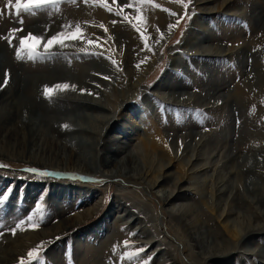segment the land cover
<instances>
[{"label": "rangeland", "instance_id": "1", "mask_svg": "<svg viewBox=\"0 0 264 264\" xmlns=\"http://www.w3.org/2000/svg\"><path fill=\"white\" fill-rule=\"evenodd\" d=\"M220 1L224 0L214 1L211 5L217 6ZM108 2L112 12L99 3L61 0L55 7L36 10L34 15L22 12L18 17L15 8L8 6V0H0V58L9 60L17 68V74L27 77L51 73L59 75L64 70L79 72L83 68H99L103 65L107 68H103L105 77H108L106 82L112 83L117 77L125 79V73L122 69L124 66L119 61L120 51L114 46L116 44H106L107 39L128 36L129 32L143 38L141 30L138 32L137 26L133 25L134 16L150 20H158L163 15L171 17L172 20L168 22L171 27L158 33L160 36L163 34L162 39H154L152 36L148 41L149 47H152L147 48L150 53L153 54L152 49L155 50L154 61L143 76L140 86L134 88L133 92L131 89L135 86L129 89L133 99L128 106L126 102L122 103L120 111H116L117 130L109 136L126 134L130 139L129 149L135 152L140 150L143 139L150 142L166 139L165 145L151 154L157 162V154L170 148L171 157H174L169 161L171 178L162 187L174 190V179L182 177V185L189 187L190 193L188 199L179 203L189 202L200 206L198 216L202 221L221 232L226 240L236 243L233 246L236 253L228 261L231 264H264V229L256 236L238 243L225 227L241 221V214L246 213V207L233 203V213L224 218L228 209L226 199L237 191H233V194L232 189L227 191L215 211L208 208V205L216 203L213 197L215 182L229 177L230 171L234 172L231 176L234 185L240 179L253 178L248 172L239 175L235 172L242 168L246 172L247 165L244 166V162L252 155L259 154L260 151L256 149L261 146L260 139L264 146V91L261 92L262 88L255 89L258 74L264 76V0H231L224 3L215 14L207 15L198 9V0H190V3L189 0H183V3L178 0H152L151 3L147 0L143 3L139 0ZM126 3L132 6L124 8ZM118 10L121 15H117ZM21 19L23 24L19 22ZM78 19L84 20L88 28L89 37L81 39V46L87 47L80 48L79 51H55L54 46L52 54L35 60L17 57L21 36H26L29 32L43 37L55 35L59 30L65 29L63 25L70 24L72 28L73 22ZM11 29H23L22 32L12 34L15 36L12 45L3 39L10 35ZM86 40L93 43L84 42ZM45 42H40L38 51H44L42 47ZM128 45L130 44L125 46ZM204 48L211 52H202ZM81 49H87V52ZM197 50L202 54L194 55ZM24 55L21 52V56ZM112 61L116 63L113 64ZM262 80L264 81L263 78ZM240 86L248 93L243 94L241 90L239 92ZM113 87L115 86L110 89ZM252 87L259 95L252 94ZM213 90L216 93L211 96L209 93ZM184 94L192 98L198 94L201 99L199 102L180 101L178 95ZM256 103L260 107L254 105ZM70 106L64 107L60 115L62 118L77 119L80 114H84L85 110L80 107ZM38 113L43 114L40 108ZM67 133L63 138L76 135L70 131ZM189 134H201L205 137V146L200 148L202 158L195 161V165L204 164L213 158L211 168L192 174V167H185L184 162L191 156V152L188 155L184 153V144L190 145V149L195 144V139L186 137ZM223 164L226 165L222 166ZM112 167H102L101 172L92 176L73 170L55 171L56 169L42 168L30 162L0 158V194L8 196L7 200L0 201V241L21 233H31L34 238V241L28 242L29 246L18 249L21 251L10 262L1 264H20L22 257L25 264H92V261L95 264H140L149 257L150 264L171 262L172 257H176L179 264H195L189 256L190 251L185 248V245L189 246V241L183 230L178 228L176 220L171 223L180 232L172 229L164 204L156 196L158 192L154 194L145 185L126 182L121 177L108 178L106 175L114 170ZM32 168L40 171H28ZM156 169L147 172L148 180L154 181L158 174H164L158 167ZM44 171L52 175H43ZM200 186L204 189L205 204L196 190L201 189ZM238 194L243 197L252 195L240 191ZM88 209H93L89 216H81V219L76 220V215ZM29 216L33 218L31 222L28 221ZM68 219L71 221L67 227L59 228L58 231L55 229L47 236L41 234V230L52 228ZM21 220L25 223L12 234L11 229ZM30 223H39L37 230L31 228ZM140 225L149 234H139L137 228ZM118 232L123 236L114 238V234ZM244 235L250 237L252 233ZM134 241L149 242L130 244ZM142 246L146 247L145 253L131 260L127 258L126 253ZM33 248H38L40 254L36 259L30 260L28 252ZM259 248L262 250L260 255L257 251ZM103 251L105 253L102 255ZM109 253L113 256L107 258Z\"/></svg>", "mask_w": 264, "mask_h": 264}, {"label": "bare ground", "instance_id": "2", "mask_svg": "<svg viewBox=\"0 0 264 264\" xmlns=\"http://www.w3.org/2000/svg\"><path fill=\"white\" fill-rule=\"evenodd\" d=\"M198 1V9L207 15L215 14L216 10H220L224 3L227 4L231 0L220 1L221 3L217 6L211 5V3L217 0ZM120 10H122V7H120ZM171 20L172 18L166 15H163L158 20L141 19V17L138 19V17L134 16L133 25L141 30L143 38L140 35L129 32L128 36L107 39L106 44L114 43L116 44L114 46H117L118 51H120L119 61L124 66L122 69L123 73H125V79L117 77L112 83L106 82V72L104 69L106 70L107 68L103 65L99 68H83L79 72L64 70L59 75H52L51 73L50 75L27 77V75L17 74V68L13 67L9 60H2L0 58V158L14 159L21 163L30 162L42 168L56 169L55 171L64 172L73 170L92 176L101 172L100 168L111 165L114 167V170L106 175L108 178L117 179L121 177L126 182L145 185V188H149L154 194L158 192L156 196L164 204L165 213L171 220L170 224L172 229L177 231L179 229L183 230L186 240L189 241V246L185 245V248L190 251L189 256L195 264H231L228 259L236 253L233 248V246H236V243H231L226 240L227 238L221 232L210 228L208 222L202 221L198 216V212L201 210L200 206L189 202L179 203L180 201H185L190 193V188L182 185L183 178L177 177L174 179V190H166L162 187L171 178V170L169 168L171 165L169 161L171 162L174 157H171L170 148L162 151L161 154H157V162L152 158L153 156L151 154L156 153L155 151L158 147L165 145L166 139L156 142L143 139L141 140L140 150L135 152L129 149L130 139L126 134H119L113 137L109 136L117 130L116 122L118 118L117 116L115 117L116 111H120L123 106L122 103L124 102L128 106L129 101L133 99V96H131L132 90L140 86L143 76L154 61L153 56L155 50L152 49L154 53H150L147 48L152 47H149L148 41H150L152 36H154V39L161 38L158 34L159 31H167L171 27L168 26V22ZM77 21L75 20L73 22L74 25L70 30L63 29V31H74L75 26L79 24L84 29L82 30L85 33L83 37H89L87 33L88 28L84 23L85 21L82 19H78ZM52 35L45 36L44 41L47 42ZM84 42H88V40ZM81 43H83L81 39L74 41L69 39L66 40L65 46L56 45L54 50L72 49L79 51L78 49L87 47V45L81 46ZM127 43L130 44L128 47L125 46ZM202 52H207L208 54L211 51L208 48H204ZM197 54L202 53L197 50L194 52V55ZM131 64H134L133 67H130ZM15 66L17 65L15 64ZM258 77L255 89L256 87L262 88L260 89L262 92L264 91L262 83L264 76L258 74ZM5 79L8 81L6 85H4ZM64 83H67L69 88L55 90L51 98L44 95L45 86L54 87L56 84ZM73 85L75 86L74 89L72 87ZM110 85L115 87L111 90ZM130 88H132V92L129 91ZM239 88V92L241 90L243 94L248 93L244 87V90L241 89V86ZM253 89L252 87V94L259 95ZM215 93L213 90L209 94L213 96ZM178 97L183 102H199L201 99V96L198 94H195L193 98L187 97L185 94L184 96L178 95ZM54 105L55 108H53ZM58 105L60 107H56ZM68 105L80 107V109L85 110L84 114H80L77 119L62 118L60 115H62L64 107ZM254 105L259 106V103ZM258 106L257 108L260 107ZM38 108H40L43 114L40 115L38 113ZM52 114L54 115L52 116ZM69 131L70 133H76V135L63 138ZM186 137L195 139V144L191 146V149L190 145L184 144V153L188 155L191 152V156L184 162L185 167L190 165L192 167V174L211 168L213 166V158L211 159L210 156L208 157L210 160L206 163L195 165V161L202 158L201 156L203 154L200 148L201 146H205V137L201 134H189ZM259 141L261 146H259V149H256L258 152L260 151L259 154L252 155V157L246 159L247 161H243L244 166L247 165L246 172H244L243 168V170L240 169L235 172L238 175L239 173L248 172L251 174L250 177L253 178L240 179L234 185L231 182V176L234 175V172L230 171L229 177H224L219 182H215L213 197L216 203L208 205V208L215 211L224 200L223 198L227 191L232 189V194L233 191H237L226 199L228 209L225 211L224 218H228L233 213V206L231 207L233 203L246 207V213L241 214V221L238 220L234 224L231 223L225 226L228 228L227 231L229 234L238 243L256 236V234L264 229V182L262 180L264 179V146H262L261 139ZM225 165L223 164L222 166ZM156 167L159 168V171H164V174H158L154 181L148 180L146 176L147 172L157 170ZM186 172L188 173V171ZM165 173H168V175H165ZM193 178L196 179L195 176ZM175 190L177 191L175 192ZM196 190L203 200L204 189L201 187V189L196 188ZM239 191L241 193L248 192L252 195L245 197L242 195L239 196ZM203 204H205V199L203 200ZM92 211L93 209L82 211L76 215V220L81 219V216H89ZM175 220L178 222L179 229L171 223ZM70 221L71 219L60 221L55 226H52V228L41 230V234L47 236L54 232L55 229L67 227ZM134 221L135 219L132 222ZM137 231L141 235L149 234L143 225H140ZM244 233H252V235L247 237ZM30 234L21 233L9 239H2L3 241H0V264L10 262L19 254L22 248L29 246L28 242L34 241L32 234ZM117 236L121 238L123 234L118 232L113 237L116 238ZM147 242L149 241H134L130 244ZM120 246L122 245L120 244ZM14 247L15 249H13ZM257 251L258 255L262 254L260 248ZM104 253L105 251L102 252V255ZM111 256L113 254L109 253L107 258ZM171 259V262L168 261L164 264H179L176 257H172ZM198 259L201 261H198ZM92 264H95V261H92Z\"/></svg>", "mask_w": 264, "mask_h": 264}, {"label": "snow or ice", "instance_id": "3", "mask_svg": "<svg viewBox=\"0 0 264 264\" xmlns=\"http://www.w3.org/2000/svg\"><path fill=\"white\" fill-rule=\"evenodd\" d=\"M71 2L75 3V0H71ZM85 3H99L102 4L109 12H112L113 9L111 8V6L109 5L108 0H84ZM113 3H116L117 0H112ZM139 2L143 3L145 2V0H139ZM147 2L151 3L152 0H147ZM178 2L183 3V0H178ZM59 3H61V0H14V4H13V0H8V6L14 7L15 8V14L16 16H20L21 13H29V14H35L36 10L39 9H43V8H47L49 6L55 7L56 5H58ZM190 3V0H189ZM131 4H124L123 7L124 8H129L131 7ZM157 7H159V5H157ZM185 9H187V5H185ZM186 14V13H185ZM117 15H121V11H117ZM139 19V17H138ZM21 24H23V20L21 19L19 21ZM113 23H116V21H113ZM129 23H131L129 21ZM179 23V20L177 21V24ZM65 29H69L71 28V25H63L62 26ZM135 27V25H134ZM105 32H107V28L104 29ZM138 32L140 31V29L137 27L136 29ZM23 29H11L10 30V35L9 36H5L3 37V39L7 40L9 42L10 45H12V40L15 39V36L12 35L16 32H22ZM141 35L143 36V33L141 32ZM163 36V34L161 33V37ZM83 34H82V29L80 27L79 24H77L75 26V30L74 31H60L57 32L55 35H52L46 43L43 44V48L44 51L40 52L38 51V48L40 46V42L42 40H44L43 36H37L34 35L33 33L29 32L26 36H21L19 39V47L17 48V57L18 58H27L29 60H35L39 57L48 55V54H52V48L56 45H60V46H65V42L66 40H77V39H83ZM89 44L93 43V41L89 40L88 41ZM81 51H85L87 52V49H81ZM21 52H24V56H21ZM91 54H97V53H91ZM109 59H111V57H109ZM113 64H115V61H112ZM137 67H139V65H137ZM119 70V69H118ZM105 79H108V77H105ZM7 79H5L4 81V85L7 84ZM73 89L75 88V86H72ZM69 88V85L67 83L64 84H56L54 85V87H48L45 86L44 88V95L46 97L51 98L54 94V91L57 89H67ZM65 127H67V125H65ZM28 171H31L33 173L39 172L40 170L32 168V169H28ZM43 175H52V173L49 172H42ZM9 191H11L9 189ZM8 196L6 194H0V201L3 200H7ZM32 216L28 217V221L31 222L32 221ZM25 223L24 220H21L19 222V224L16 225V227H13L11 229L12 234L16 233L17 228H19L21 225H23ZM30 227L33 229H36L39 227V223H30ZM2 234V233H0ZM125 244L127 245V242H125ZM146 252V247L142 246L137 248L135 251L130 252V253H126V256L128 259H133V258H138L142 253ZM39 251L38 248H33L31 250H29L28 252V257L30 260H34L36 259L37 256H39ZM150 260L151 257H149L148 259H144L142 261V264H150ZM20 264H25L24 258L22 257L20 260Z\"/></svg>", "mask_w": 264, "mask_h": 264}]
</instances>
